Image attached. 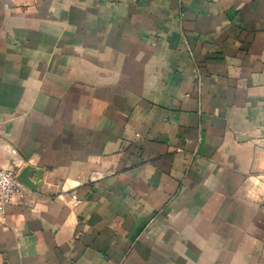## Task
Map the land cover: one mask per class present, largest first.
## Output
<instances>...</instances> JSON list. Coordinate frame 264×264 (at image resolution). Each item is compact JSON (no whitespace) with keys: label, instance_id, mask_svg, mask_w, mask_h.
Wrapping results in <instances>:
<instances>
[{"label":"crops","instance_id":"obj_1","mask_svg":"<svg viewBox=\"0 0 264 264\" xmlns=\"http://www.w3.org/2000/svg\"><path fill=\"white\" fill-rule=\"evenodd\" d=\"M0 165V264H264V0H0Z\"/></svg>","mask_w":264,"mask_h":264},{"label":"built area","instance_id":"obj_2","mask_svg":"<svg viewBox=\"0 0 264 264\" xmlns=\"http://www.w3.org/2000/svg\"><path fill=\"white\" fill-rule=\"evenodd\" d=\"M20 190L16 173L0 165V214L6 215L15 202V195ZM74 198L76 196L74 195Z\"/></svg>","mask_w":264,"mask_h":264},{"label":"water","instance_id":"obj_3","mask_svg":"<svg viewBox=\"0 0 264 264\" xmlns=\"http://www.w3.org/2000/svg\"><path fill=\"white\" fill-rule=\"evenodd\" d=\"M17 179H18V181H21L20 178L17 177Z\"/></svg>","mask_w":264,"mask_h":264}]
</instances>
